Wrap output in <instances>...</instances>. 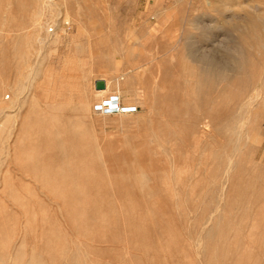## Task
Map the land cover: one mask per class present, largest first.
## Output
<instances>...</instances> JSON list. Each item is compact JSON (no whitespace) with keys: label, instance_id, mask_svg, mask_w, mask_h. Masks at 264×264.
<instances>
[{"label":"rangeland","instance_id":"rangeland-1","mask_svg":"<svg viewBox=\"0 0 264 264\" xmlns=\"http://www.w3.org/2000/svg\"><path fill=\"white\" fill-rule=\"evenodd\" d=\"M229 1L237 4L216 10L223 0H0V233L8 229L0 239L13 237L11 255L25 233L29 252L33 239L9 197L15 190L38 195L44 215L55 217L44 229L56 230L57 264H264V0ZM186 34L216 38L215 50L233 53L230 39H237L247 59L211 94L220 112L200 141L172 118L193 110L200 94L201 69L178 38ZM98 79L131 101L135 115L98 111ZM138 82L150 105L129 98L126 89ZM40 116L62 119L52 128L56 140L23 157L37 155L51 170L85 161L105 177L94 199L105 206L106 222L95 221L83 241L67 218L68 202L57 205L17 165L23 122Z\"/></svg>","mask_w":264,"mask_h":264},{"label":"bare ground","instance_id":"bare-ground-1","mask_svg":"<svg viewBox=\"0 0 264 264\" xmlns=\"http://www.w3.org/2000/svg\"><path fill=\"white\" fill-rule=\"evenodd\" d=\"M223 1H224L223 4L218 6L216 8V10H221V9L222 10L223 9L224 10H230L231 8H233L235 6V4H237V3H234V5H233L229 0H223ZM159 23H161V22H158L157 24H155L156 28L158 27ZM258 35H261V31H259ZM202 36L203 35H201L199 39L193 38L191 36L189 37V35L187 36V34H186V36L185 35L184 36L181 35L180 37L178 36L179 42L181 44H183V46L186 48V50L189 54L190 62L196 64L198 66V68L200 67V69H201V73L198 76V77H200V80H201V82H200L201 86L199 89V93H200L199 98L197 99V102H195V105L192 106L193 110H191V111L187 110L186 112H184V114L183 113L182 114L180 113L178 115L172 114L174 116L172 118H175L176 120L183 121V123L186 122L185 123L186 129H188L189 131H191L193 133V137H191V139L193 138L195 141L202 140V137H203L202 135H204L203 134L204 131L202 129L203 128L206 129L207 126H209L210 120L215 118L216 115H218V113L220 112L219 110L218 111L217 110L215 111V109L212 110L213 109L212 106L214 104L215 99L213 96L211 97V94L217 91L218 83L223 82V81H226L227 83L228 82L231 83L230 81L232 79V76H231L232 73L240 72V71L244 70V68H246V65H247L246 64L247 59H246V56H245L244 52L242 51V47H241L242 42L239 43L237 41V39L236 40L232 39V38H231L232 40L230 39V42H232L234 44V46L236 44V47H232V48H234V52H235V53H233V51H230V47L226 48V46H223L224 50L222 49V47H220V48L218 47L217 50H215L214 45L216 42V38H213L212 41L210 43H208V39H207V41L206 40L204 41ZM258 39H259V37L256 36L252 40L255 41L257 43V45L258 44L260 45L261 40L260 39L258 40ZM174 44L176 45L175 42H174ZM209 45L211 48L207 49V47ZM228 45H230V44H228ZM17 51H21L20 48L17 49ZM17 51L15 50V52H17ZM8 52H10V51H8ZM173 57H174V55H173ZM251 61H252V59H251ZM171 70H172V68H171ZM248 70H250V69H248ZM251 71H253V70H251ZM245 72H248V71H245ZM262 74H264V73H262ZM189 75L193 76L194 74L189 72ZM251 75L253 76V74H251ZM251 75L250 76L248 75V77H251ZM260 76H262V75H260ZM196 79H197V77H196ZM245 79L248 80V78H245ZM104 80L106 82V88L105 89H96V94L102 96V97H100V100H101L100 103H103L106 99H108L110 102L112 100V96L119 94L118 92H112L111 82L109 80H107V79H104ZM155 80H157V79H155ZM20 81H21V79H20ZM138 83H139V85H135L132 90H130L129 88L126 89L128 95H129V98H131V100H133V101L136 99H132V97L137 98V99H142L144 103L148 104L151 99H150L149 95L146 94L147 87H145V85L143 86L141 84V82H138ZM15 84H16V86L19 84V79H16ZM124 84H125L124 87H127L126 86L127 83H124ZM17 88H19V86ZM174 96L175 95H172V97H174ZM141 97H144V98H141ZM163 97L166 98L165 96H163ZM172 97L170 96L169 100L172 101ZM164 98H162V99H164ZM175 98H173V99H175ZM122 102H123V100H122ZM210 103H212V105ZM35 104H33V107L36 106ZM149 105H150V103H149ZM124 106L126 107L124 112L115 113V114H107V115H109V116H112V115L133 116V115H135V113L132 112V111H135V108L134 109L132 108L134 106V104L131 103V101L127 104L125 103ZM204 106H206V107L204 108ZM196 109H197V112H195ZM199 110H201L202 113L204 111V113L200 114ZM8 111H10V110H8ZM81 111L84 113H87L89 111V106L87 104L86 105L83 104V107H81ZM162 111L164 113V110H162ZM166 112H167V109H166ZM42 113H44V115H45V112H41V114ZM58 117H59V115L57 116V118ZM46 118H47V116L45 118H43L41 116H40V118H36L34 125L32 124V122H33L32 118H27L26 120H24L25 121V122H23V127H24L23 133H24V135L20 139H18L19 141L17 142V150H16L17 152L15 153L16 162H17V165L19 166V169L23 172V174L30 175L32 178L35 179V181H37L39 183V186L42 189H44V191L47 190L48 192H51L54 195L53 201L55 203H57V205H59L60 202H64V203L66 201L68 202V205L66 206V210H65L67 218H70L72 221L73 220L75 221V222L73 221L75 233H77V236L78 235L81 236V237L80 236L78 237L77 241H79V239H81L83 241L84 240L83 237H88L87 235H88L89 231H90V234H94L91 231L92 229L90 230L93 223L95 221H98L99 219L101 220V219L105 218V215H106L105 206L103 204L96 203L97 201L94 199L95 195H98V194L103 192L102 191V184H104V183H102V178H105V177H103L102 175L97 177V176L91 174L89 172V166L85 161H81V162H77L75 164H72V162H70L68 160V164L63 166L59 170H51L50 168H47L45 166V164L40 163L39 156H37V155L30 156V157H23V155L20 154V152L30 151V147L33 149V145L37 146L38 148H40V146H43V147L46 146V148H47L50 146V144L53 142V140H56V138H55L56 132L52 128L55 125H57V127H58V125H60V122H62V119H60L61 120L60 121L56 117H50L47 119ZM35 126L37 129L34 130ZM5 129H6V125L2 124L0 126V133L4 132ZM183 137H185V136H183ZM0 149H1V147H0ZM18 154H20V155L18 156ZM200 157H201V155H200ZM202 161H203V159H202ZM78 165H81V166L78 167ZM1 175H3V174H1ZM145 186H147V185H145ZM182 186H183V184H182ZM186 186H187L186 188H189L188 185H186ZM145 189H146V187H145ZM25 190L29 191L30 192L29 194L36 193L35 189L30 190L28 187H26ZM174 190L175 189H173V192H174ZM214 190H215V188H214ZM170 191H171V189H170ZM9 193L7 192V194H9ZM10 194H9V197H14V195L16 197L17 203H15V206L17 207V209H19L20 214H22L25 217V226H29L32 228V232H31L32 237H33V239L31 240V247L32 248H31V252H29L27 249V244H26L27 233H25L22 237L21 243L16 246L14 252L12 251V255H11V252L9 251V249L7 247L11 245V244L8 245V241L11 242V240H9V239H11L13 237H11L9 235V238L5 239V241L2 238L3 240L0 239L2 242V244H0V259H1L0 264H8L5 261L6 257H9V258L13 257V260H14L13 264H57V253L56 252L58 249V245H57L58 242L56 239L57 238L56 237V230H55V228H51L48 231H46L44 229L45 226L47 225V223L49 222V220L50 219L52 220L55 217L51 213H50V217H48V216L46 217V215H44L43 200H42V198H39L38 195L28 196L26 194L23 195L21 193L16 194L15 190L11 191ZM182 199L184 200V198H182ZM215 204L218 205L217 203H215ZM108 209H109L108 211H111L110 207ZM4 211L2 213H4ZM112 212H113V209H112ZM6 214H7V211H6ZM1 216H2V214H1ZM3 216H5V215H3ZM6 218L8 220L11 218V216L6 217ZM6 218L4 217L3 220H5ZM105 220L106 219H104V221ZM104 221H103V223H104ZM243 221H244V219H243ZM143 222L145 223V221H143ZM138 223H141V222H138ZM99 225H100V223H99ZM100 227H102V226L100 225ZM108 227H106V228L109 229ZM8 228L10 231L12 229V225L8 224ZM41 228L43 231H41ZM229 229H231V228H229ZM146 230H148V229H146ZM6 231H8V229L3 230L2 233L6 232ZM143 231H145V230H143ZM2 233H0V234L2 235ZM142 234H144V233H142ZM142 234H140V235H142ZM12 235H14V234H12ZM215 235H216V233H215ZM6 240H7V242H6ZM82 244L85 245V243H82ZM222 245H223V243H222ZM225 247H227V246H225ZM156 248H157V246H156ZM7 250H8V253H7ZM240 254H242V253H240ZM27 256H29V257H27ZM251 256H252V254H251ZM1 257H4V258L2 259ZM258 258H260V257H258ZM58 260H59V258H58ZM256 261H260V260L256 259Z\"/></svg>","mask_w":264,"mask_h":264},{"label":"built area","instance_id":"built-area-1","mask_svg":"<svg viewBox=\"0 0 264 264\" xmlns=\"http://www.w3.org/2000/svg\"><path fill=\"white\" fill-rule=\"evenodd\" d=\"M115 103V104H114ZM101 113L105 114H115L124 112L126 107L124 106V103L122 102V98L119 95L112 96V100L109 102L108 99H106L103 103H99L96 108ZM137 108H135V111Z\"/></svg>","mask_w":264,"mask_h":264},{"label":"water","instance_id":"water-1","mask_svg":"<svg viewBox=\"0 0 264 264\" xmlns=\"http://www.w3.org/2000/svg\"><path fill=\"white\" fill-rule=\"evenodd\" d=\"M95 87L96 89H105L106 88V82L104 79H98L95 81Z\"/></svg>","mask_w":264,"mask_h":264}]
</instances>
